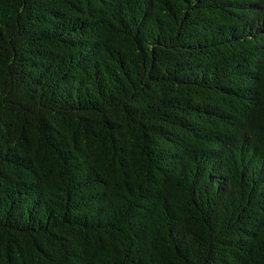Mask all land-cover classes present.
Here are the masks:
<instances>
[{
	"label": "trees",
	"instance_id": "1",
	"mask_svg": "<svg viewBox=\"0 0 264 264\" xmlns=\"http://www.w3.org/2000/svg\"><path fill=\"white\" fill-rule=\"evenodd\" d=\"M0 264H264V0H0Z\"/></svg>",
	"mask_w": 264,
	"mask_h": 264
}]
</instances>
